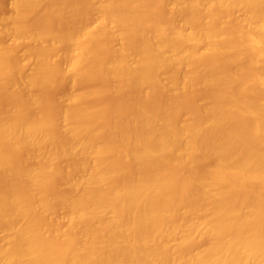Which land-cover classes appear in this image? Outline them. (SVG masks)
I'll list each match as a JSON object with an SVG mask.
<instances>
[{"label": "bare ground", "instance_id": "obj_1", "mask_svg": "<svg viewBox=\"0 0 264 264\" xmlns=\"http://www.w3.org/2000/svg\"><path fill=\"white\" fill-rule=\"evenodd\" d=\"M9 9L0 264H264V0Z\"/></svg>", "mask_w": 264, "mask_h": 264}, {"label": "rangeland", "instance_id": "obj_2", "mask_svg": "<svg viewBox=\"0 0 264 264\" xmlns=\"http://www.w3.org/2000/svg\"><path fill=\"white\" fill-rule=\"evenodd\" d=\"M12 1L13 0H0V13L1 12H3V13L6 12V13H4V15L5 14L8 15L7 12L10 11L9 8H10V5H11V2ZM93 1H94V3H98V2H101V1H104V0H93ZM171 8H172V6H166V8L163 11L153 10V9H149L148 10V13L150 15H152L154 18H156L157 21H161V23L166 27V29H167L168 32H171L172 30L177 29L178 27H181L183 25V19L180 16L175 17V18L173 17V15L171 13ZM41 14L39 16L41 19H45L46 21H49V22L51 21V23L52 22L55 23V22H58L59 21V18H58L57 15H53V14L51 15V14H45V13H41ZM242 15H243V11L242 10L241 11L234 12L233 17H232L233 24L230 25L231 27L230 26L228 27L226 25L227 16H225V15L224 16H221L219 18L220 20H223L224 22L223 21H220L219 19L216 20V23L218 25H220L221 27H225V28H223V32H222V35L224 37L225 36H234L235 35L236 29H237V27L239 25V23L237 22L238 21L237 18L241 17ZM205 16H206V14L203 15V18ZM0 17H1V15H0ZM223 18H225V19H223ZM92 22L90 23L91 25L89 24L90 25L88 27L89 29H87L88 32H92L94 30V20H92ZM222 24L225 25V26H223ZM114 27H115L114 29L117 30L116 26H114ZM1 29H2V24L0 22V30ZM3 42L4 43H6V42L8 43L9 42V39L7 38L5 40H1L0 43H3ZM114 45H117V44H114ZM22 49H24V48H22ZM22 49H20V51H22ZM234 71L236 73H239L240 68L236 67L234 69ZM53 94L54 95H59L58 94V90L54 91ZM2 101H4V100H2ZM4 102H6V101H4ZM7 103H5L3 105L6 106ZM188 117H189V114H186V116H183L182 117V119H181L182 124L186 123V121L188 120Z\"/></svg>", "mask_w": 264, "mask_h": 264}]
</instances>
